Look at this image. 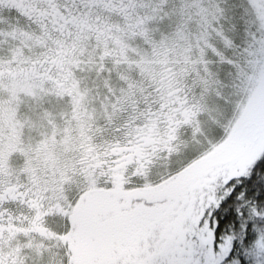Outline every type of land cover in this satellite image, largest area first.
Masks as SVG:
<instances>
[{"label": "snow or ice", "instance_id": "1", "mask_svg": "<svg viewBox=\"0 0 264 264\" xmlns=\"http://www.w3.org/2000/svg\"><path fill=\"white\" fill-rule=\"evenodd\" d=\"M0 264H264V0H0Z\"/></svg>", "mask_w": 264, "mask_h": 264}]
</instances>
